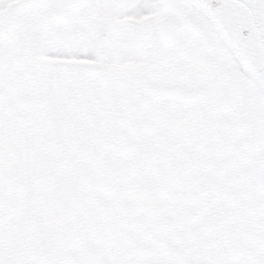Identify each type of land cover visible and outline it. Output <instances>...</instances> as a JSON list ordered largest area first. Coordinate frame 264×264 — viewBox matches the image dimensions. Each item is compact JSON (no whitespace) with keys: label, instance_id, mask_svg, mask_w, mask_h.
Listing matches in <instances>:
<instances>
[{"label":"snow or ice","instance_id":"snow-or-ice-1","mask_svg":"<svg viewBox=\"0 0 264 264\" xmlns=\"http://www.w3.org/2000/svg\"><path fill=\"white\" fill-rule=\"evenodd\" d=\"M0 264H264V0H0Z\"/></svg>","mask_w":264,"mask_h":264}]
</instances>
